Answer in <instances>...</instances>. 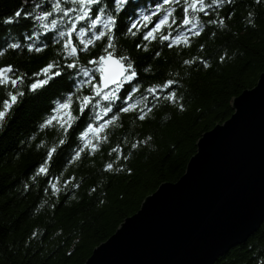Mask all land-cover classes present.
Masks as SVG:
<instances>
[{"label": "trees", "instance_id": "1", "mask_svg": "<svg viewBox=\"0 0 264 264\" xmlns=\"http://www.w3.org/2000/svg\"><path fill=\"white\" fill-rule=\"evenodd\" d=\"M186 2L191 0L169 5L163 0H129L118 11L114 0H101L99 7L105 9L99 13L101 26L108 16L117 20L111 51L116 58L128 57L126 63L137 72L126 85L138 89L129 101L137 107L122 113L118 111L122 100L108 105L97 97L66 135L58 126L41 125L69 94L73 115L79 117L80 100L92 96L83 73L53 77L35 92L29 87L46 78L41 73L47 64L60 65L57 70L65 72L62 66L72 62L65 58V38L59 33L70 31L80 15L78 5L72 0H0V68L11 65L12 77L22 78L16 89L0 86V109L10 93L24 92L0 122V264H84L95 247L138 212L145 197L161 184L180 179L200 137L227 121L233 114L232 100L256 85L264 69V0H225L220 7L214 6L217 0H205L207 15L191 13L190 26L182 27ZM56 3L76 11L65 17L54 11ZM157 5L160 12L153 22L174 8L171 19L176 23L155 33L151 42L142 35L154 23L147 28L138 25L135 36L128 33L133 22L143 23L142 17L152 16ZM16 11L22 12L21 18L14 16ZM49 12L47 20L37 19ZM25 14L28 20L23 19ZM8 18L16 23L4 24ZM90 23L88 19L76 24L73 40L78 49L82 45L75 37L80 28L89 36L98 30L90 29ZM169 32L171 48L160 42L161 34ZM177 36L181 40L176 41ZM12 43L20 47L12 50L8 47ZM106 45V39L97 41L81 52L78 66L92 72L95 66L88 61L106 55ZM30 46L44 50L28 52ZM168 81L173 82L170 89L164 87ZM150 87L157 90L155 96L148 93ZM171 93L176 95L175 103L166 99ZM109 106L113 111L105 115ZM141 109L147 112L144 120L138 119ZM109 120L112 123L94 138L97 150H85L74 159L83 144L78 135L87 124L98 127ZM62 139L65 143L60 145ZM52 148L57 151L45 165L47 176L38 175ZM108 164L111 171L105 170ZM49 181L56 184L57 192ZM214 264H264V222Z\"/></svg>", "mask_w": 264, "mask_h": 264}, {"label": "water", "instance_id": "2", "mask_svg": "<svg viewBox=\"0 0 264 264\" xmlns=\"http://www.w3.org/2000/svg\"><path fill=\"white\" fill-rule=\"evenodd\" d=\"M204 133L184 174L145 197L84 264H214L264 222V69Z\"/></svg>", "mask_w": 264, "mask_h": 264}, {"label": "snow or ice", "instance_id": "3", "mask_svg": "<svg viewBox=\"0 0 264 264\" xmlns=\"http://www.w3.org/2000/svg\"><path fill=\"white\" fill-rule=\"evenodd\" d=\"M116 8L118 11H123L121 6L127 5L129 0H114ZM225 0H217V3L214 5L215 7H220L221 3H224ZM227 3H231V0H226ZM259 3V0H257ZM72 3L77 4L80 15L76 17V22L72 24L70 31L68 32H60L59 35L62 38H65V42L63 43V50L65 53V58H71L72 62H68L66 65L62 67L66 70L65 72H61L57 70V68L61 67L60 65H56L54 63L47 64L42 69V75L46 77L45 79H40L37 82H33L30 84L29 91L35 92L37 89L42 88L45 84L48 83V80L52 79L53 77H62L66 74V72H82L85 78V82L90 86L92 91V96L85 95L79 102V117L73 115V96L69 94L67 98L61 102H58L52 109V115L44 121L41 125L44 128L49 126H58L63 132L67 135L70 130L73 128L74 124L78 123V120L82 118L86 112V109L89 105L92 104V101L99 97L101 100L106 101L108 105L115 104L117 101L122 100L123 104L118 107V111L122 113H128L130 110H135L136 105L130 104L129 101L131 100V93L137 91L136 88H126V85H130L132 81H134L137 77V72L134 70V66L131 63H126L128 57H120L116 58L114 53L111 51L113 48V40H114V32L116 31V24L117 20L112 17L108 16L106 23L102 26L101 22V15L105 11V9L100 8L99 5L101 0H72ZM179 0H163L164 5L169 4H178ZM54 11L62 12L63 16H69L71 11H76V9H68L64 10L60 8V4L56 3L54 5ZM160 12V5H157L156 11L152 13V16L144 15L142 17L143 23L141 21H135L131 24V26L127 29L128 33L135 36L137 32H140V25L141 27L147 28L149 24H153L154 26L143 33L142 39L144 41L151 42L152 40L156 39L155 33L162 32V29L167 26L171 27V24L176 23L175 20H172L171 17L175 12V9H171L163 18H160L153 22L152 17L159 16ZM183 21L182 27H189L190 26V14L191 13H203L207 15V7L205 5V0H191V3L188 4L186 2V6L183 7ZM52 15V13H46L43 16L37 17L39 20H47L48 17ZM14 16L19 19L22 16L21 11H16ZM23 19L28 20L29 16L25 14ZM91 19V23L88 26L90 29H98L96 32L92 33L89 36V33L85 31L84 28H80L78 30V36L75 39L79 40L81 48H77L73 40V33L77 32L76 24L81 21H85ZM171 20V23H170ZM4 24L13 25L16 23V20L12 18H8L3 21ZM52 25H56V21H51ZM220 24H223L224 21H219ZM47 27V25H45ZM198 27V26H197ZM135 29V31H133ZM192 30V29H190ZM195 35H200L199 31H195ZM85 37H88L85 39ZM107 41V45L105 48L106 55H99L96 59H91L88 61V64L94 65V69L92 72H89L87 69H81L78 64L76 63V58L79 56L81 52H87L90 50V47L93 46L97 41L105 40ZM187 40V37H184ZM176 41L181 40L180 36L175 37ZM160 42H168V47H173V38L171 33L169 32L167 35L161 34ZM12 50H16L20 47L19 44L12 43L8 46ZM137 49L141 48V45L138 43L136 45ZM44 49L41 47H28V52H42ZM144 50H147L146 46H144ZM0 55H3L0 52ZM159 55V53H157ZM185 63H189L185 61ZM207 66V65H205ZM14 68L11 65L4 66L0 68V86L7 85L12 89H16L18 84L22 82L21 77L13 78L11 73H13ZM7 74V75H6ZM98 74V78H97ZM62 82V81H61ZM173 82L168 81L167 84L164 86L166 88H171ZM78 90V89H77ZM148 93L155 96L156 89L148 88ZM159 91H164V88L159 89ZM24 92L17 91L14 94L10 93L8 98L5 99L2 103V109H0V122H3L13 106L17 103L18 98L22 97ZM160 97H156L159 99ZM166 99L175 103L176 95L175 93L169 94ZM181 110L183 107L181 106ZM113 111L112 107H107L105 109V115L111 113ZM152 109L148 108L147 112H151ZM141 114L138 116V119L144 120L146 118L147 112L144 109L140 110ZM115 119V117H113ZM112 123V120L107 121L105 124H100L98 127L94 126L93 124L89 123L85 127V129L79 133L78 139L83 142L82 146L79 150L76 151L74 159H78L85 150H89L90 152H95L97 150L95 139L99 136L100 133L104 131V128L107 124ZM60 145H63L65 141L62 139L60 140ZM135 147V145L133 146ZM57 149L52 148L47 152V158L45 160L44 165H41L38 169V175L44 174L47 176L49 172V168L45 165H48L56 153ZM115 151V150H114ZM106 171L112 170V165L108 164ZM49 183H51L49 181ZM52 191L55 193L58 191L56 184L51 183Z\"/></svg>", "mask_w": 264, "mask_h": 264}, {"label": "rangeland", "instance_id": "4", "mask_svg": "<svg viewBox=\"0 0 264 264\" xmlns=\"http://www.w3.org/2000/svg\"><path fill=\"white\" fill-rule=\"evenodd\" d=\"M251 236H252V235H251ZM251 236H250V237H251ZM248 239H249V238H248ZM248 239H247V240H248Z\"/></svg>", "mask_w": 264, "mask_h": 264}]
</instances>
